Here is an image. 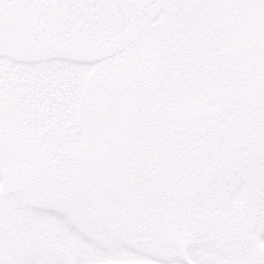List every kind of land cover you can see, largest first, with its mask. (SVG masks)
I'll return each mask as SVG.
<instances>
[{
  "label": "snow or ice",
  "instance_id": "6c2138e0",
  "mask_svg": "<svg viewBox=\"0 0 264 264\" xmlns=\"http://www.w3.org/2000/svg\"><path fill=\"white\" fill-rule=\"evenodd\" d=\"M176 4L236 5L264 13V0H0V132L13 105L26 102L54 118L66 99L82 92L167 83L181 118L171 133L161 126L159 135L170 143L161 144L160 151L167 156L180 143L182 170L160 173L163 161H154L146 171L159 177V191L136 193L106 207L109 222L140 238L137 247L118 250L119 258L264 264V16L254 83L237 101L236 91L218 78L223 63L196 51L189 53L195 62L183 69L182 61L171 59L179 53L136 15ZM124 10L130 13L126 18L119 14ZM149 101L161 102L159 97ZM132 105L136 112L148 107L135 92ZM126 111V124H134V113ZM0 264L74 262L42 260L22 244L6 257L0 237Z\"/></svg>",
  "mask_w": 264,
  "mask_h": 264
},
{
  "label": "rangeland",
  "instance_id": "374dc122",
  "mask_svg": "<svg viewBox=\"0 0 264 264\" xmlns=\"http://www.w3.org/2000/svg\"><path fill=\"white\" fill-rule=\"evenodd\" d=\"M119 14L126 18L127 10ZM149 14L150 20L142 24L159 31L167 45L179 53L171 58L174 63L180 60L181 67L189 69L195 62L189 53L196 51L223 63L218 78L236 91L237 101L253 85L264 13L236 5L176 4L166 6V10L162 6L158 15L155 9ZM131 84L137 86L136 94L141 95L136 98L148 104L144 109L156 124L151 137L170 143L159 135V130L164 126L171 133L181 118L180 110L169 99L173 95L171 86ZM124 86L127 88L124 84L112 90ZM111 91L98 88L66 99L54 118L40 115L35 105L26 102L13 105L6 113L0 134L8 135L7 141L14 143L26 170L24 178L16 170L19 166H10L7 149L0 141V237L6 257L13 247L22 244L42 260L69 259L74 264H89L92 259H102L104 264H153L151 260L131 262L119 258L118 250L137 247L140 238L133 232L120 231L107 220L106 207L121 199L106 192L108 182L93 181L95 170L103 172L104 166H95L89 159L88 146L96 144L97 136L94 127L91 129V119ZM155 97L161 102L150 103L149 98ZM181 147L174 143L170 152ZM153 183L145 180L144 192L159 191ZM108 252L113 253L111 258ZM178 255L190 259L185 252Z\"/></svg>",
  "mask_w": 264,
  "mask_h": 264
},
{
  "label": "trees",
  "instance_id": "16d2710c",
  "mask_svg": "<svg viewBox=\"0 0 264 264\" xmlns=\"http://www.w3.org/2000/svg\"><path fill=\"white\" fill-rule=\"evenodd\" d=\"M165 7L166 10V6ZM161 7L138 10L136 15L139 16L143 23H147L149 12L155 9L156 14L160 12ZM162 11V10H161ZM127 11V16H128ZM150 20V19H149ZM137 86L131 83L119 90H112L109 97L98 107V111L91 119V129L97 131L96 144L88 146L91 149L89 159L95 166H104L103 172L97 169L93 181H105V190L111 191L109 195L114 194L118 198L127 199L130 195L144 192L143 182L145 180L155 182L158 186L157 177L149 175L146 171V165L154 161L162 160L158 166L160 173H166L170 168L173 175H178L182 170V153L183 148L169 152L163 156L160 151L161 140L151 137L152 129L156 125L154 120L147 115L146 109L139 112L135 111L132 105V93H136ZM136 94V97L140 96ZM134 113V124H126L128 112ZM98 115L94 124L93 119ZM154 134V133H153ZM0 141L3 148L7 149L6 155L9 158L10 166L20 167V174L25 178L26 170H23V163L20 160L23 156L19 155L14 143L7 141L9 138L5 134H0ZM100 140V141H99ZM88 149V148H87ZM107 152V153H106ZM112 152V155L110 153ZM106 153V154H105ZM112 183V184H111ZM154 186V187H155Z\"/></svg>",
  "mask_w": 264,
  "mask_h": 264
}]
</instances>
